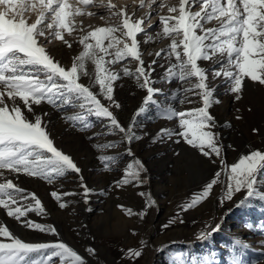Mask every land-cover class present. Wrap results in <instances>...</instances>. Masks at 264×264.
I'll list each match as a JSON object with an SVG mask.
<instances>
[{
	"label": "rangeland",
	"instance_id": "obj_1",
	"mask_svg": "<svg viewBox=\"0 0 264 264\" xmlns=\"http://www.w3.org/2000/svg\"><path fill=\"white\" fill-rule=\"evenodd\" d=\"M113 2L127 8L134 6L142 13L146 11L139 9L134 0ZM176 2L171 0L173 4ZM94 10L97 12L98 9ZM106 13L102 11L94 17L100 18V14ZM161 14H167L166 9ZM84 18L80 17V20ZM158 24V15L153 12L151 19L145 22L146 29L152 25L148 32L153 40L145 43V36H138L141 58L150 74L151 86L158 90L149 103H144L147 91L139 87L135 76H124L121 71L124 66L135 71L137 62L130 58L109 66L120 73V78L113 83L112 101L100 94L99 85L95 83V68L90 61L85 62L87 75L81 72L79 79L102 104L109 107L123 128L127 130L131 125L135 136L140 138L129 142L118 130L110 132L107 118L88 115L78 103L59 107L48 103L34 106L35 114L41 116L54 145L73 159L80 172L69 170L49 183L23 173L0 170V182L10 179L24 190L18 194V202L12 207L34 204L30 197L27 200L19 197L35 194L44 213L29 212L27 219L54 227L56 234L26 228L23 226L24 217L17 221L3 208H0V225L7 226L25 242L31 239L64 242L83 258L85 264H233L236 259L239 264H264V202L252 198L245 206L237 207L245 195L244 190L234 194L232 200L224 199L227 176L219 163L221 157L230 165L250 150H264V85L245 78L237 100L235 94L226 91L223 77L213 79L211 71L207 73V82L214 89L216 101L208 111L215 121L212 131L218 135L221 157L215 154L205 157L177 135L161 139L158 135L161 129L180 131L178 117L165 118V108L171 106L176 111L187 112L203 105L197 95L184 92L187 84L167 78L166 70L175 63V58H169L166 52L160 57L155 55L170 43L167 38L155 37ZM213 25L218 26L217 21L205 23L206 28ZM83 29L88 31V28ZM80 34L77 31L72 36L66 35L72 43L71 48L60 45L68 61L64 62L66 69L82 50L77 40ZM153 60H156L155 64H152ZM198 64L206 69H216L210 61L201 60ZM76 114L85 115L91 126L84 128L79 121L66 119ZM106 144L115 147H99ZM101 156L113 158L107 162L108 170H105ZM136 160L144 166L140 173L141 182L133 181L117 187L116 182L124 177L126 166ZM217 171L221 175L210 195L194 208L183 211L181 206L200 192ZM81 177L89 189L87 197L81 187ZM260 190L264 191V186ZM54 191L60 196L59 201L52 197ZM149 198L150 206L146 203ZM60 203L66 206L61 208ZM124 209H131L133 214L126 215ZM140 212L145 213L143 218ZM169 220L173 222L169 223ZM217 225L220 226L218 231L212 232ZM201 232L211 235L199 239ZM0 240L8 242L4 238ZM89 248L94 249V253H89ZM128 249L140 250L141 256L127 257Z\"/></svg>",
	"mask_w": 264,
	"mask_h": 264
},
{
	"label": "snow or ice",
	"instance_id": "obj_2",
	"mask_svg": "<svg viewBox=\"0 0 264 264\" xmlns=\"http://www.w3.org/2000/svg\"><path fill=\"white\" fill-rule=\"evenodd\" d=\"M134 3L139 9H146L140 17L113 0H0V170L23 173L49 183L69 170L80 172L73 159L54 145L41 116L35 114L34 106L42 103L54 107L78 103L88 115L107 118L110 132L118 130L129 142L140 138L135 136L131 125L127 130L123 128L109 107L102 104L79 79L81 72L87 75L85 62L90 61L95 68V83L99 85L100 94L112 101L113 83L120 78V73L109 66L130 58L137 62L135 71L127 66L121 71L124 76H135L139 87L147 91L144 103H149L158 90L151 86L150 74L141 58L138 36L143 34L145 43L153 40L148 32L152 25L145 28V22L151 19L153 12L159 19L155 37L170 40L167 48L155 55L160 57L166 52L169 58H175V63L166 70L167 78L187 84L184 92L197 95L203 105L187 112L176 111L171 106L165 108V118L178 117L180 131L161 129L158 135L161 139L177 135L203 156L215 154L221 157L218 135L212 131L215 121L208 111L216 101L214 89L207 82V73L211 71L213 79L223 77L226 91L235 94L237 100L245 78L264 85V0H177L175 4L171 0H134ZM195 6L199 7L198 11L192 10ZM94 7L106 10V16L100 14L104 24L89 26L85 32L76 24V18L97 16L98 13L90 10ZM165 9L167 14H161ZM213 20L218 26L206 28L205 23ZM77 31L81 33L77 40L82 50L74 57L71 67L66 69L48 53L44 42L55 40L71 48L72 43L66 35L72 36ZM201 60L210 61L216 69L201 67L198 64ZM155 63L153 60L152 64ZM115 106L119 107L118 104ZM66 119L79 121L84 128L91 126L83 114ZM100 160L105 162V170H108L107 162L113 158L101 156ZM219 163L227 176L224 199L232 200L234 194L244 190L245 195L237 207L245 206L252 198L264 202V191L260 190L264 186V150H250L230 165L221 157ZM143 170L139 160L129 163L124 177L116 182L117 187L133 181L141 182ZM220 175V171L215 172L214 178L181 206L182 210L194 208L205 200L217 185ZM81 187L87 197L89 189L83 184L82 177ZM23 191L10 179L0 182V208L17 221L24 217L23 226L26 228L56 234L54 227L27 219L29 212L44 213L35 194L19 197L24 200L30 197L34 204L12 207ZM51 195L58 201L61 199L55 191ZM146 203L151 205L150 198ZM59 206L64 208L66 205L60 203ZM118 207L123 208L122 205ZM124 211L126 215L133 214L131 209ZM139 215L143 218L145 213L140 212ZM219 227L217 225L212 232L218 231ZM208 235L211 233L201 232L198 238L206 239ZM0 238L8 241L0 240V264H57V259L59 264H85L83 258L64 242H25L5 225H0ZM87 251L94 253L95 250L89 248ZM126 255L139 258L141 251L128 249ZM233 264H239V260H234Z\"/></svg>",
	"mask_w": 264,
	"mask_h": 264
},
{
	"label": "bare ground",
	"instance_id": "obj_3",
	"mask_svg": "<svg viewBox=\"0 0 264 264\" xmlns=\"http://www.w3.org/2000/svg\"><path fill=\"white\" fill-rule=\"evenodd\" d=\"M120 6V5H119ZM94 9H98L96 13H100L102 11H106L104 8H91L90 10L95 12ZM129 12H133L135 11V14H136V17H140L141 15H143L144 13L140 12L138 9H136V7L134 8L133 7H130V8H127ZM193 11H198L199 10V7L198 6H195L193 7L192 9ZM107 15V13L105 14V16ZM76 24L81 26L82 28H88L89 30V26H101L104 24V21L101 20L100 18L98 17H90V16H87L85 15V18L84 20H80V17H77L76 18ZM212 26V25H211ZM214 26V25H213ZM210 27V26H209ZM208 27V28H209ZM215 27V26H214ZM212 28V27H211ZM41 41H43V38H41ZM63 44L59 41H55L53 40L51 43H47V42H44V46L46 48V50L48 51V53L56 60V61H59L60 64L62 66H64V62H68L67 59H65V57L63 56V49L60 48V45ZM56 53H59L57 56H56ZM61 129V128H60ZM59 132V131H58ZM37 242L36 239H31L29 240V242Z\"/></svg>",
	"mask_w": 264,
	"mask_h": 264
}]
</instances>
